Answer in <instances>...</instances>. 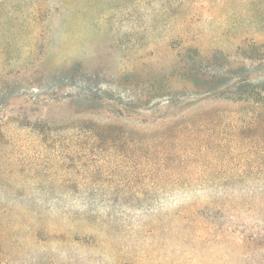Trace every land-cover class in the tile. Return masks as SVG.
<instances>
[{
    "label": "rangeland",
    "instance_id": "obj_1",
    "mask_svg": "<svg viewBox=\"0 0 264 264\" xmlns=\"http://www.w3.org/2000/svg\"><path fill=\"white\" fill-rule=\"evenodd\" d=\"M263 101L264 0H0V264H264Z\"/></svg>",
    "mask_w": 264,
    "mask_h": 264
},
{
    "label": "trees",
    "instance_id": "obj_2",
    "mask_svg": "<svg viewBox=\"0 0 264 264\" xmlns=\"http://www.w3.org/2000/svg\"><path fill=\"white\" fill-rule=\"evenodd\" d=\"M243 91H245V90L241 89L239 91L238 98H239L240 101L253 102V103H255V102L256 103H262V102H259L260 101L259 98L261 97V92L252 91V92L249 93V92H243ZM263 103H264V101H263Z\"/></svg>",
    "mask_w": 264,
    "mask_h": 264
}]
</instances>
